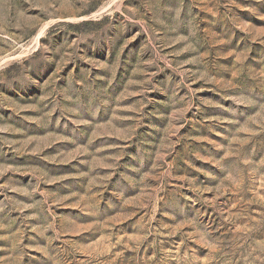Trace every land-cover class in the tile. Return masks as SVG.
I'll list each match as a JSON object with an SVG mask.
<instances>
[{
    "label": "rangeland",
    "instance_id": "rangeland-1",
    "mask_svg": "<svg viewBox=\"0 0 264 264\" xmlns=\"http://www.w3.org/2000/svg\"><path fill=\"white\" fill-rule=\"evenodd\" d=\"M0 264H264V0H0Z\"/></svg>",
    "mask_w": 264,
    "mask_h": 264
}]
</instances>
